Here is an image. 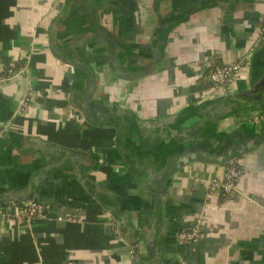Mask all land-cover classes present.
Here are the masks:
<instances>
[{"label": "crops", "instance_id": "crops-1", "mask_svg": "<svg viewBox=\"0 0 264 264\" xmlns=\"http://www.w3.org/2000/svg\"><path fill=\"white\" fill-rule=\"evenodd\" d=\"M124 1L0 0V73L25 57L0 85V207L36 195L52 216L72 218L29 227L0 218V264H264V143L234 160L241 174L229 199L211 189L227 163L194 161L158 189L145 173L173 147L158 129L115 118L118 107L148 120L196 105L214 94L209 72L223 63L243 66L229 92L247 89L252 67L254 77L264 67V0ZM195 4L151 68L158 17ZM80 175L100 183L94 194ZM198 220L210 232L178 242Z\"/></svg>", "mask_w": 264, "mask_h": 264}, {"label": "water", "instance_id": "water-1", "mask_svg": "<svg viewBox=\"0 0 264 264\" xmlns=\"http://www.w3.org/2000/svg\"><path fill=\"white\" fill-rule=\"evenodd\" d=\"M128 4L130 8L136 6L131 0ZM201 7L202 5L195 4L158 17L156 31L159 33L154 44L155 56L151 61V68L162 57V41L165 40L169 31L183 21L187 15ZM113 64L115 71L120 73V66L116 61H113ZM252 71L247 89L235 93L213 94L210 97H205L196 105L186 107L175 114L144 120L140 119L131 109L117 108L115 118L118 124L122 122L127 126H134L136 131L143 132H146L147 129H158V133H160L158 141L163 144L165 141H169L173 147L166 155L160 153L158 162L153 163L156 166H153L149 173H145V185L155 181L158 184V189L165 188L171 182L173 174L185 165L192 167L194 161L216 165L229 163L264 143V123L258 125L259 120L264 119V67L259 77L252 76ZM144 74V71L137 73V75ZM128 78H132V76ZM85 97H88L87 94ZM72 108L84 118L89 115L85 108H80L76 104H72ZM241 115L250 117L249 129L244 130L238 124L231 127L225 125L232 118ZM200 135H203L201 139L198 138ZM71 152L75 153L76 150L72 149ZM79 180L84 189L90 193L94 194L93 189L100 187V183L92 181L87 176L80 175ZM3 197L5 195H0V198L4 199ZM15 200L41 202L36 195L24 199L12 198L11 201ZM110 227L112 228V226ZM117 228V235L126 237V234L120 229V225ZM128 243L131 244L130 241Z\"/></svg>", "mask_w": 264, "mask_h": 264}, {"label": "built area", "instance_id": "built-area-1", "mask_svg": "<svg viewBox=\"0 0 264 264\" xmlns=\"http://www.w3.org/2000/svg\"><path fill=\"white\" fill-rule=\"evenodd\" d=\"M261 35L264 37V20L261 25ZM25 65V57L18 55L10 59L4 66L3 72L0 73V85L7 80H10L20 74ZM243 66L237 62L223 63L214 65L210 72L209 78L211 80V89L214 94L228 93L231 84L238 78ZM34 93L32 91L26 92L21 101V109L28 106L33 99ZM241 174V169L235 161L227 163L224 167L223 175L219 179H213L211 182V189L219 193L224 199H229L236 189L237 182ZM0 218L7 223L17 222L20 225L29 227L36 221L41 219L55 218L56 220L71 221V217L52 216L49 213V208L46 204L38 201L32 202H8L0 207ZM202 220L188 228H183L177 233V240L180 243H187L196 241L203 237L210 231H203L201 229ZM66 264H71L67 261Z\"/></svg>", "mask_w": 264, "mask_h": 264}]
</instances>
